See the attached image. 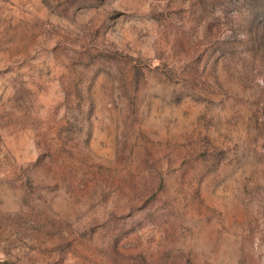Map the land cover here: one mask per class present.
Listing matches in <instances>:
<instances>
[{
  "label": "rangeland",
  "instance_id": "1",
  "mask_svg": "<svg viewBox=\"0 0 264 264\" xmlns=\"http://www.w3.org/2000/svg\"><path fill=\"white\" fill-rule=\"evenodd\" d=\"M0 264H264V0H0Z\"/></svg>",
  "mask_w": 264,
  "mask_h": 264
}]
</instances>
